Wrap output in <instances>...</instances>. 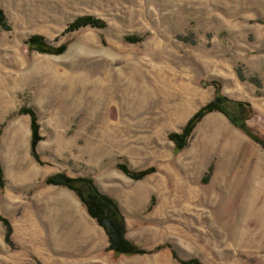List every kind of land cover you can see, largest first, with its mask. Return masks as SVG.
Listing matches in <instances>:
<instances>
[{"label": "rangeland", "instance_id": "374dc122", "mask_svg": "<svg viewBox=\"0 0 264 264\" xmlns=\"http://www.w3.org/2000/svg\"><path fill=\"white\" fill-rule=\"evenodd\" d=\"M0 11V264H178L172 251L264 264V147L251 138L264 142V0H0ZM81 19L99 25L71 28ZM209 103L246 118L247 133L216 110L184 137ZM53 175L91 179L148 254L108 251L76 194L45 183Z\"/></svg>", "mask_w": 264, "mask_h": 264}, {"label": "trees", "instance_id": "16d2710c", "mask_svg": "<svg viewBox=\"0 0 264 264\" xmlns=\"http://www.w3.org/2000/svg\"><path fill=\"white\" fill-rule=\"evenodd\" d=\"M4 24V18L2 12L0 11V25ZM97 26L99 23L97 21L91 19H81L75 25L71 26V28L83 27V26ZM221 101V100H220ZM219 102V100H218ZM241 105L242 104H237ZM245 106V104H243ZM222 112L228 120L238 127L243 132H246L245 127L242 122L245 119L237 118L236 116H231L223 112L221 109H218L214 106V103H209L205 107H203L199 112H197L187 123L185 126L183 133L184 137H187L190 131L193 129L195 124L202 118L203 115L213 112V111ZM34 117L32 115L31 119V131H32V141H31V153L34 158L37 159L34 148L35 144L38 141L37 133L38 128L34 123ZM177 136L172 137V141H176ZM256 143L264 147V142L259 140L256 137H251ZM182 145H179V148ZM122 170L129 176L133 178H138L144 176L146 173H138L136 175H131L129 171H127L124 167ZM2 183V173L0 170V184ZM45 183L48 185L61 186L65 187L71 191H73L76 196L79 198L80 202L85 207L88 215L96 221V223L101 226L108 238V247L107 250L113 252L115 255H123V256H133V255H143L148 254V252L139 249L137 246L132 244L129 240L126 239L125 233V224L124 219L121 215L120 209L117 203L110 198L109 196L99 192L96 188L93 181L89 178H76L72 179L65 175H53L45 180ZM172 257L178 264H200L197 260L191 259L188 260L187 263L181 261L177 254L172 251Z\"/></svg>", "mask_w": 264, "mask_h": 264}, {"label": "crops", "instance_id": "0c3cea01", "mask_svg": "<svg viewBox=\"0 0 264 264\" xmlns=\"http://www.w3.org/2000/svg\"><path fill=\"white\" fill-rule=\"evenodd\" d=\"M100 248H101V246H100Z\"/></svg>", "mask_w": 264, "mask_h": 264}]
</instances>
